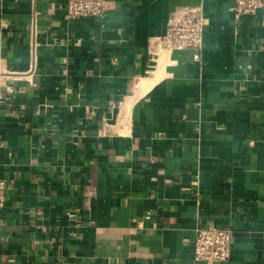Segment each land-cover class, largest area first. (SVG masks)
<instances>
[{"label": "crops", "instance_id": "obj_1", "mask_svg": "<svg viewBox=\"0 0 264 264\" xmlns=\"http://www.w3.org/2000/svg\"><path fill=\"white\" fill-rule=\"evenodd\" d=\"M67 2L0 0V264H196L209 224L264 264V8ZM189 6L203 50H161Z\"/></svg>", "mask_w": 264, "mask_h": 264}, {"label": "built area", "instance_id": "obj_2", "mask_svg": "<svg viewBox=\"0 0 264 264\" xmlns=\"http://www.w3.org/2000/svg\"><path fill=\"white\" fill-rule=\"evenodd\" d=\"M264 8V0H235L230 8L236 16L255 14ZM106 0H68L66 12L68 19L83 17H105ZM206 20L201 7L181 8L171 18L167 33L158 40L161 50H203ZM5 186L0 183V214L5 206ZM74 217V216H71ZM196 264H223L230 261L232 255V233L230 230L209 224L198 230L195 239Z\"/></svg>", "mask_w": 264, "mask_h": 264}, {"label": "bare ground", "instance_id": "obj_3", "mask_svg": "<svg viewBox=\"0 0 264 264\" xmlns=\"http://www.w3.org/2000/svg\"><path fill=\"white\" fill-rule=\"evenodd\" d=\"M152 82H153V81H152ZM140 86H141L142 88L146 87V86H147V81H146V80H145V81H141Z\"/></svg>", "mask_w": 264, "mask_h": 264}, {"label": "rangeland", "instance_id": "obj_4", "mask_svg": "<svg viewBox=\"0 0 264 264\" xmlns=\"http://www.w3.org/2000/svg\"><path fill=\"white\" fill-rule=\"evenodd\" d=\"M171 51H175V50H171Z\"/></svg>", "mask_w": 264, "mask_h": 264}]
</instances>
